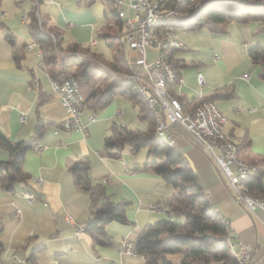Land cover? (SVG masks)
I'll return each instance as SVG.
<instances>
[{"label":"crops","instance_id":"1","mask_svg":"<svg viewBox=\"0 0 264 264\" xmlns=\"http://www.w3.org/2000/svg\"><path fill=\"white\" fill-rule=\"evenodd\" d=\"M32 9V0H0V129L11 140L20 141L31 138L38 123L44 125L36 141L40 149L32 146L25 153L23 169L28 182L20 180L8 189L0 174V264H31L28 259L32 254L36 264H145L143 255L124 251L121 244L125 238L135 241L146 224L169 217L166 204L173 188L161 175L143 169L146 147L136 152L128 147L120 157H111L105 150V137L111 133L113 122L128 126L144 122L145 129L147 121L139 118L138 107L126 96L117 95L104 109L85 107L81 128L65 127L66 111L59 97L52 94L51 73L43 62L42 46L39 43L27 48L35 40L29 24ZM37 9L42 29L62 32L64 49L77 42L91 48L89 57L95 51L105 57L109 53L111 59L115 46L126 52L119 40L124 36H118L113 46L112 38L102 35L103 31L112 35L120 31L110 0H38ZM259 24L250 15L197 29H175L183 45L170 52L176 65L183 64L174 92L185 103L221 88L230 91V95L217 96L214 102L228 117L225 133L241 144L239 156L253 166L264 164L263 66L249 52L253 46L264 47V30ZM113 26L116 33L111 30ZM98 36L104 39L108 51L104 47L103 51L96 50ZM130 52H126L128 57ZM157 53L149 47L148 59H154ZM54 67L61 70L63 65ZM35 72L38 88L33 84ZM199 73L204 76L203 84L198 82ZM174 145L197 173L214 211L229 220L233 236L253 247V263L264 264V207L252 213L240 204L228 179L187 133L178 134ZM9 158V151L0 146V161ZM78 160L89 161V176L93 184L100 185L101 198L128 202L129 221L111 220L106 224L110 244L94 245L90 232H77L76 225L66 219L70 214L78 225L85 226L90 216V194L76 186L71 169ZM36 177L42 181L36 183ZM22 182L37 193L36 203H29L23 196ZM261 183L263 191L255 194L264 197V175ZM168 256L173 264H181L182 253Z\"/></svg>","mask_w":264,"mask_h":264},{"label":"trees","instance_id":"2","mask_svg":"<svg viewBox=\"0 0 264 264\" xmlns=\"http://www.w3.org/2000/svg\"><path fill=\"white\" fill-rule=\"evenodd\" d=\"M110 2L113 4L111 0ZM198 2L197 8L193 6L188 9L190 17L174 24V29H197L205 25L247 19L251 15L260 22L259 28L264 30V0H198ZM115 16L116 22L120 24V31L116 35L107 31L102 32L103 36L112 38L113 46L117 43L118 36L125 37L123 23L117 15L116 8ZM29 19L32 35L42 46L43 62L49 67L51 77L61 80L75 76L81 85L85 107L92 110L104 109L115 96L124 95L138 107L139 118L147 121V128L144 130L113 122L111 133L105 137V150L111 157H120L128 147L134 152L146 147L147 161L143 169L161 175L173 188V193L166 204L169 217L146 224L134 241L135 252L143 255L145 264H173L168 256L171 253H182L181 264H236V258L231 253L226 238L225 225L214 211L212 201L204 193L197 173L185 160L180 148L168 145L156 133L153 112L140 91L141 82L131 75L134 69L126 52L115 46V54L111 59L95 51L93 58L89 57L91 48L77 42H72L64 49L61 44L62 32L51 33L41 29L36 9L30 11ZM9 37L11 42H14L12 35ZM174 49L177 48L171 49L170 52ZM249 52L253 60L259 61L260 64L264 62L263 46H253ZM169 59L176 72L169 89L180 99L185 112H192L195 106L204 100L214 101L217 96L230 95V91L221 88L211 95L198 96L193 101L185 103L174 92V86L181 80L179 67L183 64L176 65L170 53ZM58 63L63 65L61 70L54 67ZM262 66L264 74V65ZM104 69L107 71V77L104 76ZM111 71L116 73L111 74ZM43 128V122L38 123L34 135L20 141L11 140L0 129V146L10 153L9 159L0 161V174L4 175L3 184L8 189L14 188V184L20 180L28 182V176L23 169L25 153L36 144L37 137L43 133ZM240 145L237 144L239 155ZM261 165L255 163V171L247 179L253 193L263 191L261 177L264 175V164ZM71 169L76 186L88 191L91 198L90 216L85 224V230L92 234L94 245L110 244L106 224L111 220L128 222V202L112 200L109 197L101 198L100 185L93 184L89 176L88 160L74 162ZM175 213L181 215L183 219L176 220L173 216ZM28 260L31 264H36L33 254Z\"/></svg>","mask_w":264,"mask_h":264},{"label":"built area","instance_id":"3","mask_svg":"<svg viewBox=\"0 0 264 264\" xmlns=\"http://www.w3.org/2000/svg\"><path fill=\"white\" fill-rule=\"evenodd\" d=\"M111 1L117 10L118 17L122 20L125 41L130 45L129 62L134 69L131 75L141 82L140 91L153 112L156 133L160 139L168 145H174L178 134L187 133L190 140L208 155L228 179L232 193L240 204L252 213L264 207V197L253 193L247 184V179L254 173L255 166L248 164L239 156L237 144L224 131L228 117L218 109L213 100H204L198 103L192 112H185L180 99L169 89L176 77L169 53L171 49L183 45L173 25L188 19L190 17L188 9L193 6L197 8L198 0ZM32 5L37 10L38 24L41 28L37 9L38 0H32ZM36 46H39L36 40L27 44L29 49ZM149 47L158 50L154 59H148ZM198 82L204 83L202 73L198 74ZM50 83L52 94L59 97L66 111L64 126L81 128L85 98L78 79L73 75L61 80L50 76ZM33 84L39 87L36 72ZM90 119H94L93 114L90 115ZM34 147L40 149L41 144L36 143ZM41 181L40 177H36V183ZM22 194L31 204L38 201L37 193L29 189L25 182H22ZM157 207V205H151V208ZM17 212H20L19 208ZM215 212L225 225L226 238L236 258V264H254L253 247L234 237L229 220L221 213ZM66 219L76 225L77 232L85 229L84 225H78L75 222L72 215L67 214ZM121 249L136 254L134 241L128 238L123 240Z\"/></svg>","mask_w":264,"mask_h":264},{"label":"rangeland","instance_id":"4","mask_svg":"<svg viewBox=\"0 0 264 264\" xmlns=\"http://www.w3.org/2000/svg\"><path fill=\"white\" fill-rule=\"evenodd\" d=\"M114 29H115V27L113 26L111 30L114 31ZM114 32H115V31H114ZM115 33H116V32H115ZM98 39H99V43H100V45L97 47L96 50H97V51H103L102 48L104 47V48H106V51H108L109 49H108V46L106 45V43L104 42V39H103L102 37H99V36H98ZM119 40H120V44L123 43V46H124L126 52H128V50L130 49V45L127 44V43L125 42V39H124V40H123V39H119ZM122 41H123V42H122ZM109 55H110L109 53L106 54L107 58H109ZM143 123H144V122H143ZM143 123L141 122L140 125H131V126L138 127V128H140V129H142ZM146 128H147V127H146ZM146 128H145V129H146ZM142 130H144V129H142ZM165 213H166V212H165ZM166 215L168 216L167 213H166ZM174 216H175L176 220H182V219H183V217H182L181 215H179V214H175Z\"/></svg>","mask_w":264,"mask_h":264}]
</instances>
